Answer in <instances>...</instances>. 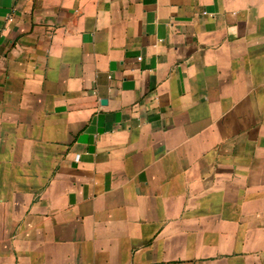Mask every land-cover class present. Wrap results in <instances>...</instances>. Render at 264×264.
I'll list each match as a JSON object with an SVG mask.
<instances>
[{
	"label": "crops",
	"instance_id": "obj_1",
	"mask_svg": "<svg viewBox=\"0 0 264 264\" xmlns=\"http://www.w3.org/2000/svg\"><path fill=\"white\" fill-rule=\"evenodd\" d=\"M0 264H264V0H0Z\"/></svg>",
	"mask_w": 264,
	"mask_h": 264
}]
</instances>
